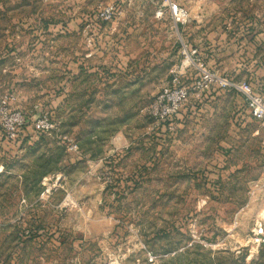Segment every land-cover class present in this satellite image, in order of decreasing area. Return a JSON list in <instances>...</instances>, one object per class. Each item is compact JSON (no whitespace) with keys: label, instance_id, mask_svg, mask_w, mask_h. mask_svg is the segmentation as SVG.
Listing matches in <instances>:
<instances>
[{"label":"rangeland","instance_id":"1","mask_svg":"<svg viewBox=\"0 0 264 264\" xmlns=\"http://www.w3.org/2000/svg\"><path fill=\"white\" fill-rule=\"evenodd\" d=\"M200 65L264 95V0H0V264H264V122Z\"/></svg>","mask_w":264,"mask_h":264},{"label":"built area","instance_id":"2","mask_svg":"<svg viewBox=\"0 0 264 264\" xmlns=\"http://www.w3.org/2000/svg\"><path fill=\"white\" fill-rule=\"evenodd\" d=\"M117 13L119 12L114 6H108L99 12L98 19L102 22H111ZM192 55L199 56V53L193 51ZM200 67V75L192 86L194 91L206 93L212 88H216L221 91L236 92L244 100L251 116L257 121L264 122V95L258 93L253 85L245 81L221 78L203 65H200ZM171 85V87L162 91L150 108L151 116L161 123L171 121L189 98V89L179 77L175 76ZM15 101L14 94L0 97V123L2 122L4 136L6 135L11 140L18 137L19 132L27 124L26 117L21 111L10 108ZM36 113L38 119L34 123V129L39 131L49 129L48 113L38 110H36ZM251 245L257 250L264 247V227L262 225L253 230Z\"/></svg>","mask_w":264,"mask_h":264},{"label":"trees","instance_id":"3","mask_svg":"<svg viewBox=\"0 0 264 264\" xmlns=\"http://www.w3.org/2000/svg\"><path fill=\"white\" fill-rule=\"evenodd\" d=\"M25 129V128H24Z\"/></svg>","mask_w":264,"mask_h":264}]
</instances>
